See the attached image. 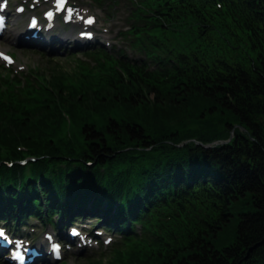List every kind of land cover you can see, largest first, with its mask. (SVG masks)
I'll return each instance as SVG.
<instances>
[{"label": "trees", "instance_id": "1", "mask_svg": "<svg viewBox=\"0 0 264 264\" xmlns=\"http://www.w3.org/2000/svg\"><path fill=\"white\" fill-rule=\"evenodd\" d=\"M137 1L138 47L162 78L113 58L120 71L107 62L100 76L73 59L48 62L45 83L0 97V158L21 156V144L80 163L67 179L69 199L62 186L40 182L48 210L90 196L115 205L119 222L150 215L147 236L83 264H264V0ZM63 112L75 126L68 135ZM233 124L242 129L228 143L201 145ZM28 188L16 195L4 185L0 208L40 207L35 183ZM165 194L184 199L157 208L167 223L151 207Z\"/></svg>", "mask_w": 264, "mask_h": 264}, {"label": "rangeland", "instance_id": "2", "mask_svg": "<svg viewBox=\"0 0 264 264\" xmlns=\"http://www.w3.org/2000/svg\"><path fill=\"white\" fill-rule=\"evenodd\" d=\"M119 7H121L120 9H118L117 8V10H114V12L113 13H111L112 15H110V18H112V17H116V26H110L109 25V22L110 21H107L105 24H106V26H107V31L103 34L104 36H105V38H106V40L111 44V45H113L114 46V48L115 49H118V48H120V47H124V43L120 40V38H119V36L117 35V33H116V30L119 28V30H121L122 29V27L124 26L123 24H122V19L124 18V8L122 7L123 5L120 3L119 5H118ZM103 8H105V7H103ZM92 10H96V9H94V8H92ZM96 13H99V12H97V10L95 11ZM101 16H103V10H101ZM99 13V14H100ZM103 17H105V16H103ZM15 49H18V50H21V49H23V48H21V47H16L15 46ZM114 49V50H115ZM123 50H124V54L126 55V57L127 58H135L136 60H138L139 58H141V56H138V55H136V56H134L133 55V52H131L129 49H127V48H122ZM17 50V51H18ZM22 52H21V54H24V55H22L23 56V59H25L26 60V55L28 54L29 55V57H30V60H27V66H29V65H33L34 63H37V64H35L36 66H38V67H42V66H44L43 68H40L39 70H40V72H39V75H41L42 76V78H40V81L43 83H45V80L47 79L46 78V76H45V74H46V71H45V61H46V58H49L50 59V57H52L53 55L54 56H56L57 58H62V57H64V54L65 53H67V52H64V51H62V54H60L59 56H58V53H54V51H50V52H46L45 54H39V52L37 51V50H34V49H28L27 51H25V50H21ZM75 52H78V53H80L81 51L80 50H76ZM26 53V54H25ZM63 61V60H62ZM63 64L64 65H68V63L67 62H65V61H63ZM65 67H68V66H65ZM111 69H114V70H116V71H120V70H118V69H116V68H114L113 66H112V68ZM101 70L102 71H105V70H103L102 68H101ZM99 74V76L101 75L100 73H98ZM49 78V77H48ZM101 79V78H100ZM35 82L37 81L36 79L34 80ZM33 81V82H34ZM168 81V80H167ZM69 82H70V80H69ZM29 85H26L25 86V88H24V91L26 90V88L28 87ZM21 90V89H20ZM151 95L152 94H150L149 96L151 97ZM114 110V109H113ZM115 111V110H114ZM69 115V114H68ZM112 116H114V115H112ZM115 117V116H114ZM94 119V120H96L97 121V115L96 114H91V118L89 119L90 121H91V119ZM113 118V117H112ZM115 120L117 119L116 117L114 118ZM229 122L230 123H232V121H230L229 120ZM93 125H96V124H93ZM68 127H65L64 129L66 130ZM240 129H242V128H240V127H238L236 124H233L232 125V127L229 129V134L227 135V136H224L223 138L221 137V136H219L218 138H215V140H213L212 139V141H209V142H206V143H204V144H202L201 143V145L203 146V147H207V148H210V147H212V146H214V145H216V144H226V143H228L230 140H231V138L233 137V135L235 134V131L236 130H240ZM68 130L69 131H75V126H74V122H73V120H72V122H71V126H70V128H68ZM241 131V130H240ZM208 133V132H207ZM192 140H194V139H192ZM138 169V168H137ZM114 174H115V172L114 171H112V176H114ZM122 174L124 175L125 173L124 172H122ZM242 210L243 211H247V210H249V206H247V205H244L243 207H242ZM27 224L29 225V226H34V229L39 233L40 231H38V227H36L34 224H32L31 222H27ZM193 224V223H192ZM40 234V233H39ZM135 248V247H134ZM140 254V253H139ZM108 257V255L106 254V255H104V256H102V259H106ZM125 257L126 256H123V258H122V261H124V259H125ZM88 257L87 256H81V257H75V256H71V257H68L67 258V261L68 262H71L72 264H83V263H85V260L87 259ZM140 258V257H139ZM56 264H58V263H56Z\"/></svg>", "mask_w": 264, "mask_h": 264}, {"label": "snow or ice", "instance_id": "3", "mask_svg": "<svg viewBox=\"0 0 264 264\" xmlns=\"http://www.w3.org/2000/svg\"><path fill=\"white\" fill-rule=\"evenodd\" d=\"M64 4H65V0H57L58 7L62 8V7H64ZM69 11H71V10L69 9ZM49 15H51V13H49ZM88 23H92V20L89 19ZM0 56H2L4 60H6L8 62H11L10 59L7 56H4L3 53H0ZM73 234H76V233L74 232ZM4 236H5L4 230L0 229V237H4ZM54 247L58 248V246H54Z\"/></svg>", "mask_w": 264, "mask_h": 264}]
</instances>
